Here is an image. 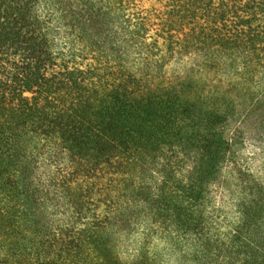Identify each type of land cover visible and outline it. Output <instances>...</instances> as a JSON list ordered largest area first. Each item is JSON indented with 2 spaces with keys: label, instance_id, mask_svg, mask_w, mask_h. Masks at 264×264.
Instances as JSON below:
<instances>
[{
  "label": "trees",
  "instance_id": "1",
  "mask_svg": "<svg viewBox=\"0 0 264 264\" xmlns=\"http://www.w3.org/2000/svg\"><path fill=\"white\" fill-rule=\"evenodd\" d=\"M123 1L0 0V264H165V254L151 248L120 259L126 225L118 200L107 202L99 190L104 178L149 172L157 178L150 195L145 185L131 189L130 180L123 193L146 195L150 219L167 238L188 237L196 264H264V237L256 242L249 234L264 216L256 207L223 244L206 228L203 197L228 150L218 127L226 117L186 99L180 85H152L161 58L153 61L139 42L142 24L126 28L130 21L112 11ZM168 3L161 38L169 56L198 48L211 59L213 47L264 52V29L251 30L264 0ZM57 26L77 43L69 54L53 48ZM190 26L199 29L173 42L174 32ZM130 55H144L140 72L126 65ZM77 57L88 64L76 65ZM175 151L195 155L186 181L160 161Z\"/></svg>",
  "mask_w": 264,
  "mask_h": 264
},
{
  "label": "rangeland",
  "instance_id": "2",
  "mask_svg": "<svg viewBox=\"0 0 264 264\" xmlns=\"http://www.w3.org/2000/svg\"><path fill=\"white\" fill-rule=\"evenodd\" d=\"M238 0H230L236 4ZM114 3L113 12H118L124 27L142 24L145 28L144 39L139 42L149 51L152 49L153 61L160 60L162 74L153 81V86H177L182 87V95L188 100H196L204 111H214L224 114L226 117L219 129L228 143V150L218 173L207 185L202 204L206 228L217 243H225L228 234L239 226L245 218V214H254L256 207L261 215H264V52L256 51L254 55H243L241 51L227 50L222 52L213 47L214 58H208L200 49L181 52H173L169 56L167 45L161 36H167L164 29L168 0H124L123 8ZM264 8V4H263ZM111 16L113 13L111 12ZM264 13L251 25L255 30L264 29ZM195 27H186L173 33V42L181 38L184 32ZM199 29V28H198ZM195 28V32L198 31ZM202 29V27H201ZM200 29V30H201ZM112 32H117L118 22L113 18ZM130 30V29H129ZM238 30L230 32L234 38ZM57 34L53 42V48L65 50L66 54L77 47V43L71 40V31L67 27L57 26ZM179 35V36H177ZM176 36V37H175ZM140 43V44H141ZM181 45V41L179 42ZM171 44L172 47L180 46ZM141 54L147 57L150 73V56L143 48ZM127 56L126 65L133 72H140L143 56ZM164 57V58H162ZM76 65L81 60L76 58ZM158 64V65H159ZM144 65V66H143ZM152 69V67H151ZM54 71V69H51ZM154 72V70H152ZM150 82V79L148 80ZM143 82L148 83L146 80ZM163 164L174 172L176 179L186 181L195 167V155L190 152L166 153L161 158ZM155 176L156 173H153ZM160 177H158L159 180ZM131 189L144 187L150 195L153 182L150 172L147 175H133L130 179ZM123 177L103 179L100 187L107 202L113 198L117 201V207L121 215L123 227L117 240V252L123 261L134 259L141 248L154 249L158 256H163L165 264H196L193 257L191 240L188 237L172 235L166 237V233L154 224L150 219V204L146 201V195L135 196L123 193V185L127 182ZM160 181V180H159ZM157 182V181H156ZM115 186L116 189L113 187ZM114 190V192H113ZM119 194H114L116 191ZM122 192V193H121ZM109 197V199H108ZM116 220H120L117 216ZM258 224L251 225L249 234L257 242L264 237V216ZM257 227L259 229H257ZM174 240L176 246L169 240ZM254 246V244H253ZM252 248V247H250Z\"/></svg>",
  "mask_w": 264,
  "mask_h": 264
}]
</instances>
